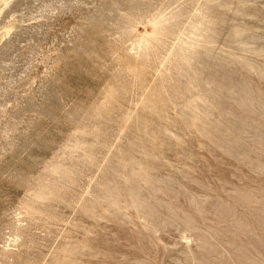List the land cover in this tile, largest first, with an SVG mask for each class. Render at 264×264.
Wrapping results in <instances>:
<instances>
[{
    "label": "rangeland",
    "instance_id": "rangeland-1",
    "mask_svg": "<svg viewBox=\"0 0 264 264\" xmlns=\"http://www.w3.org/2000/svg\"><path fill=\"white\" fill-rule=\"evenodd\" d=\"M0 264H264V0H0Z\"/></svg>",
    "mask_w": 264,
    "mask_h": 264
}]
</instances>
